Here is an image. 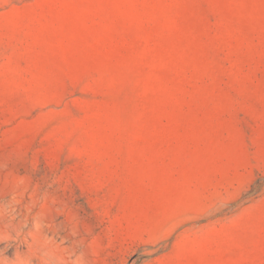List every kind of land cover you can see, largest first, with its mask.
<instances>
[{
	"label": "rangeland",
	"instance_id": "1",
	"mask_svg": "<svg viewBox=\"0 0 264 264\" xmlns=\"http://www.w3.org/2000/svg\"><path fill=\"white\" fill-rule=\"evenodd\" d=\"M0 264H264V0H0Z\"/></svg>",
	"mask_w": 264,
	"mask_h": 264
}]
</instances>
